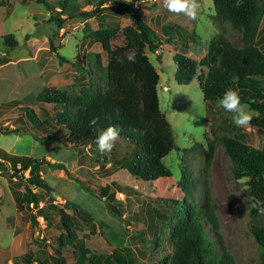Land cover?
<instances>
[{
  "label": "rangeland",
  "instance_id": "obj_1",
  "mask_svg": "<svg viewBox=\"0 0 264 264\" xmlns=\"http://www.w3.org/2000/svg\"><path fill=\"white\" fill-rule=\"evenodd\" d=\"M60 1L0 0V125L8 130L19 127L16 133L0 132V149L8 154L43 160L41 176L52 188L54 203L63 206L65 201L73 202L91 217L90 221L82 222L74 212L67 210L76 218L77 237L84 238L91 252L102 256L115 247H126L135 264H159L156 256L170 252L168 226L155 222L154 215L172 209L164 200L182 197L178 180L183 167L191 184V197L201 209L212 208L218 236L235 264H254L258 251L249 230L251 207L247 209L244 203L248 200L246 178H234L229 157L220 144L214 145L210 161L205 162L204 150L211 136L205 134L203 94L196 79L188 84L175 81L172 61L174 54L199 61L208 55L209 44L219 36L241 47V34L215 12L213 0H198L200 9L195 20L169 13L162 0H67L72 12L67 8L62 12L61 18L69 17L59 28L51 15L58 16L55 12L60 9ZM125 3L137 8L143 21L160 36L173 37L171 43L163 44L158 54L147 53L159 73V107L171 124L175 145L179 148H173L163 158L172 175L156 181L137 179L126 169L111 164L112 158L122 157L129 146L122 138H118L107 153L88 146L78 151L64 141L65 134L56 133L53 137L42 134L24 118H18L17 107L3 105L18 100V107H31L43 118L54 109L52 104L39 103L35 99L46 88L75 96L91 84L93 93H101L106 81V54L89 35L98 29L101 7ZM130 23L129 15L120 21L121 26ZM5 34H11L17 45L4 43ZM256 45L264 51V19ZM96 54L101 65L94 64ZM261 86L264 87V79H261ZM217 109L214 115L217 122L222 119L239 132L247 144L261 146L264 135L256 124L264 122L263 115L247 106L254 118L249 126L237 127L231 113L218 103ZM112 154L114 156L110 157ZM8 175L0 173V264H25L23 256L27 252L32 254L33 262L35 258L51 260L58 255L66 264H74L71 247L59 254L54 252L57 248L55 238L62 231L58 218L53 217L55 212L49 207L46 209L50 220L46 227L38 223L30 225L16 210ZM106 184L110 185L109 192H113L115 200L113 205L120 214L108 206L105 196L100 195V187ZM33 190L43 204L49 202V195L43 190ZM119 192L124 198H118ZM240 192L239 196L235 194ZM153 227L159 238L155 241Z\"/></svg>",
  "mask_w": 264,
  "mask_h": 264
},
{
  "label": "trees",
  "instance_id": "obj_2",
  "mask_svg": "<svg viewBox=\"0 0 264 264\" xmlns=\"http://www.w3.org/2000/svg\"><path fill=\"white\" fill-rule=\"evenodd\" d=\"M58 4L60 9L55 12L58 16L51 15V19L60 28L69 17L66 15L61 18L62 12L66 8L72 12V9L67 0H61ZM213 6L221 19L228 21L241 34V47H235L219 36L209 44L208 55L199 61L184 54H174V79L178 84H188L196 79L203 94L205 134L211 136L204 150L205 162L210 161L214 145H222L229 157L234 178H246V196L264 201V139L260 147L247 144L243 136L222 119L219 122L214 119L218 100L227 89L237 91L242 104L264 116V87L261 86V79H264V51L256 45L264 19V0H213ZM100 9L98 29L89 38L99 43L106 54V81L101 93H93L91 84L75 96L55 88H46L35 97L39 103L53 105L52 113L43 118L31 107H18V100H10L3 105L17 107L18 118H24L42 134L49 137L56 133L65 134L64 141L78 151L87 146L97 147L96 136L99 131L110 125L116 126L120 129L119 138L129 146L122 157L117 160L112 158L111 164L126 169L129 174L143 181L170 177L172 173L163 158L173 148H179L175 145L171 124L159 107V73L147 53L158 54L163 44L171 43L173 37H161L143 21L139 10L132 4L103 6ZM125 15L130 16L131 23L121 26L120 21ZM117 41L120 43L116 44ZM3 42L10 46L17 45L11 34H5ZM183 47L188 48L187 44ZM130 49L137 51L136 62L117 64L115 57L123 56ZM94 58V64L101 65L99 55L96 54ZM93 117H99L95 128L89 126ZM256 125L264 135V122ZM133 128L146 129L147 134H133L130 131ZM18 131L17 126L8 130L0 125V132L5 134ZM0 160V173L9 174V189L16 210L30 225H36V217L42 215L47 226L50 220L46 209L49 207L50 211L55 212L52 213L53 217L58 218L59 226L62 227L60 235L55 238L56 254L68 251V247H71L74 264H135L126 247H115L109 254L102 256L91 252L85 246L84 238L77 237L76 218L67 210L74 212L82 222L90 221L91 217L73 202L65 201L63 206L54 203L52 188L41 176L43 160L8 154L1 149ZM178 185L182 197L164 200L172 209L155 212L154 215L155 222H164L168 226L170 238V252L162 257L156 256V261L159 264H235L218 236L217 220L212 208L207 206L201 209L191 197V184L183 167ZM33 188L48 194L49 202L43 204ZM109 191V184L100 187V195L106 197V203L114 212H118L119 209L113 205L114 194ZM249 215V230L258 251L254 264H264V215L253 208H250ZM152 233L153 240H158L155 227ZM45 258H35L33 262L31 253L27 252L23 256L25 264H66L58 255L52 256L51 260Z\"/></svg>",
  "mask_w": 264,
  "mask_h": 264
},
{
  "label": "clouds",
  "instance_id": "obj_3",
  "mask_svg": "<svg viewBox=\"0 0 264 264\" xmlns=\"http://www.w3.org/2000/svg\"><path fill=\"white\" fill-rule=\"evenodd\" d=\"M130 2V0H129ZM163 7L174 15H183L190 19H197L200 9L198 0H162ZM239 6V4H237ZM137 59V51L130 49L123 56H116L115 60L117 64L123 65L125 62L135 63ZM218 106L223 108L226 112L232 114V120L237 127H247L250 125L254 116L247 110V105L241 103L240 96L237 91L233 89H227L223 96L218 100ZM99 117H93L89 121V126L95 128L98 125ZM133 134L140 136L146 135V129H130ZM120 136V129L116 126H108L105 129L99 131L96 136V145L98 151L101 153H107L112 150L115 142ZM240 193H235L239 196ZM247 205V209L250 205L251 208L256 209L261 215H264V201L252 196L248 200H244Z\"/></svg>",
  "mask_w": 264,
  "mask_h": 264
},
{
  "label": "built area",
  "instance_id": "obj_4",
  "mask_svg": "<svg viewBox=\"0 0 264 264\" xmlns=\"http://www.w3.org/2000/svg\"><path fill=\"white\" fill-rule=\"evenodd\" d=\"M1 161V160H0ZM118 198L121 199V198H124V195L122 194V192H119L118 193ZM42 205V203H40V206ZM36 220L38 221V224L41 225V226H46V223H45V220H44V217L42 215H38L36 217Z\"/></svg>",
  "mask_w": 264,
  "mask_h": 264
}]
</instances>
